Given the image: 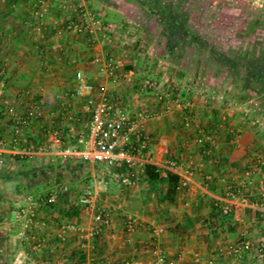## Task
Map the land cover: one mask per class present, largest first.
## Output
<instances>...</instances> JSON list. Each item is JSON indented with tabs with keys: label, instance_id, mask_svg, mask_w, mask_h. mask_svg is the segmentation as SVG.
<instances>
[{
	"label": "crops",
	"instance_id": "1",
	"mask_svg": "<svg viewBox=\"0 0 264 264\" xmlns=\"http://www.w3.org/2000/svg\"><path fill=\"white\" fill-rule=\"evenodd\" d=\"M39 1L0 0V61L5 64L0 264H153L158 249L165 264H264V72L256 65L235 70L239 64L234 60L231 74L244 86H221L223 75L218 73L216 86L208 87L191 66L182 67L194 43L186 35H171L177 25L161 21V0H152V8L142 0H44L42 19L34 14ZM64 2L95 11L113 43L103 42L101 32L88 42L65 30ZM145 10L158 16L167 40L163 53L160 41L155 43L150 29L139 22ZM184 30H192L187 22ZM96 55L100 62L93 61ZM109 58L122 64L115 74L105 68ZM249 60L258 64L264 56ZM77 71L115 97L129 115H149L144 131L150 135L153 162L173 159L180 170H190L186 188L162 201L165 180L142 177L137 185L124 187L105 165L64 156L60 148L29 155L11 152L14 137L19 146L25 139L44 144L48 130L59 127L65 143L73 144L87 132L90 113L87 95L76 93ZM148 79L152 87L144 85ZM33 103L41 105L39 115L24 123L18 124L8 111L11 106L27 118ZM64 185L68 191L60 192L54 203L45 201ZM87 186L94 194L90 207L79 204ZM228 202L232 210L223 213L220 205ZM24 207L34 214L31 221L21 214ZM100 208L110 211L109 225L96 218ZM128 216L136 221L133 231L125 228ZM65 223L72 227L62 231ZM156 226L162 231L155 233ZM94 228L97 234L88 235ZM244 241L251 247L235 252Z\"/></svg>",
	"mask_w": 264,
	"mask_h": 264
},
{
	"label": "built area",
	"instance_id": "2",
	"mask_svg": "<svg viewBox=\"0 0 264 264\" xmlns=\"http://www.w3.org/2000/svg\"><path fill=\"white\" fill-rule=\"evenodd\" d=\"M61 7L67 10L63 28L77 34L84 35L88 42H94L96 35L101 32L103 42L113 43V35L105 31L102 19L95 11L83 3L64 2ZM34 14L38 18H43L46 14V4L44 0L39 1V6ZM94 62H100L101 56L93 57ZM105 68L109 73L115 74L122 65L120 61L109 58L104 62ZM77 81V95H87L85 103L90 113L87 132L79 134L73 144L65 143L59 127L48 130L46 142L44 144L34 145L28 140H24L22 146L20 139L14 137L12 140L11 152L13 154L29 155L36 152H42L45 148H60L64 156H78L84 160L100 163L109 168L116 176L119 184L124 187H133L137 185L142 177H145V166L154 164L160 171L161 176H166L168 171L174 172L180 176L177 189L186 188L189 183L190 170H180V165L173 159H168L162 164H157L152 160L150 149V135L144 131V122L148 118L146 112H137L129 115L118 103L116 98L111 97L104 89L97 88L92 82L86 79L82 71L75 74ZM153 81L148 79L144 85L152 87ZM5 86V64L0 61V94ZM40 104L33 103L32 108L28 111V117L22 118L13 107H8V111L14 115L18 124L24 123L33 116L39 115ZM17 124V125H18ZM19 130V128L17 129ZM200 141L204 137L200 136ZM207 140L209 137L206 138ZM1 153V152H0ZM264 159V157H263ZM68 186H60L58 189L50 192L46 197L47 203H54L60 192L68 191ZM94 202L92 189L87 186L79 198V204L90 207ZM223 213H229L232 210L231 203L220 205ZM26 216L27 221H31L33 213L27 214L24 207L21 211ZM110 211L100 208L97 211L96 218L101 224L109 225ZM72 226L62 224L61 230L64 231ZM127 231H133L136 228V221L132 216L125 220ZM155 233L162 231L160 226L153 228ZM99 231L94 228L87 232L88 235L94 236ZM83 233V232H82ZM249 241L242 242L235 248V252L240 249H249ZM157 258L153 264H165L166 256L160 249L156 250ZM213 264V260L208 262ZM127 264H135L129 261Z\"/></svg>",
	"mask_w": 264,
	"mask_h": 264
},
{
	"label": "rangeland",
	"instance_id": "3",
	"mask_svg": "<svg viewBox=\"0 0 264 264\" xmlns=\"http://www.w3.org/2000/svg\"><path fill=\"white\" fill-rule=\"evenodd\" d=\"M142 1L149 2L150 5L147 7L152 8V0ZM175 2V8L178 10L180 18L187 22L197 37L203 39L207 44L205 49L195 44L190 45L191 47L187 50L189 58L182 59V67L191 66L193 74L197 71L199 80L206 81L208 87L216 86L218 73L223 75V78L218 80L221 86L243 87V80L236 81L233 78L235 76L231 74L234 69L232 66H219L213 59H222L228 56L230 60H236L239 64L235 70L238 69L242 72L246 71L243 69L244 64L252 69L248 62L250 57L264 56V0H175ZM138 19L141 26L150 29L151 39H154L157 44L160 41L162 45L158 49L163 53L167 40L163 37V31H160L158 16H151L145 10L144 12L140 11ZM149 25H153L155 30ZM210 48L218 49L223 57L213 54ZM242 55H245L243 58L246 59L245 61L239 60L242 59ZM207 75L210 76L209 79H205ZM202 77L205 78L202 79ZM195 79L193 80L195 81ZM113 180L119 184L118 180Z\"/></svg>",
	"mask_w": 264,
	"mask_h": 264
},
{
	"label": "trees",
	"instance_id": "4",
	"mask_svg": "<svg viewBox=\"0 0 264 264\" xmlns=\"http://www.w3.org/2000/svg\"><path fill=\"white\" fill-rule=\"evenodd\" d=\"M175 3H176L175 0L174 1L173 0H161V3L159 5V11L161 13V15H160L161 21L163 22V24H166L168 22L172 23L175 21L177 27H176V30H173L171 32V35L176 36L177 39L184 38L185 37L184 35H186V37H189L190 41L192 43H194L196 46H199V47L205 49V47L207 46L206 42L204 41V43L202 45L201 44L202 42H200V41H203V39L197 37V34L195 33V31L191 30V31L187 32L184 30L185 21L182 18H180L178 10H175L173 8V7H175ZM173 9L175 11H173ZM210 50H212L213 54H215V55H217V54L222 55V53L216 48L215 49L210 48ZM207 53H208V51H207ZM226 57L228 58V56H226ZM244 57H245V55H242L241 61L246 60V59H243ZM215 58H216V56H215ZM225 58H223V60L222 59L218 60V58H217V59H215V63L220 64L224 60H225L224 61L225 65L232 66L231 64L235 63L234 60L227 62V59H225ZM229 59L230 58H228V60ZM248 62L250 63L252 68L254 67V65H256V66L258 65V67H260V66H263V64H264V60H262L258 64L257 63L255 64V63L251 62L250 60ZM245 65L246 64H244V66H243L244 70H246ZM258 67H257V70L259 69ZM261 69L263 71L264 66ZM247 70H249V69H247ZM17 159L21 163H24V164H25V162L27 163V159L25 160V158H17ZM145 177L148 178L150 181L165 180L167 182V187L164 188V193L160 198L162 201L172 199L173 194L177 190V185H178L179 178H180V176L178 174L171 172V171H168L166 176H164V177L161 176L159 169L154 164H147L145 166ZM213 209L221 215L220 210L217 209V205L214 204ZM227 216H229V215H227Z\"/></svg>",
	"mask_w": 264,
	"mask_h": 264
},
{
	"label": "flooded vegetation",
	"instance_id": "5",
	"mask_svg": "<svg viewBox=\"0 0 264 264\" xmlns=\"http://www.w3.org/2000/svg\"><path fill=\"white\" fill-rule=\"evenodd\" d=\"M263 66H264V64H263ZM263 66L258 67V65H257V66H256V69H257V67L259 68L257 71H262L261 68H262ZM263 72H264V69H263Z\"/></svg>",
	"mask_w": 264,
	"mask_h": 264
}]
</instances>
